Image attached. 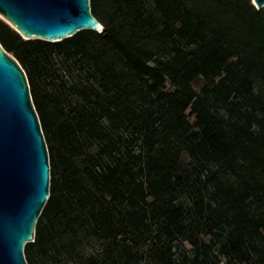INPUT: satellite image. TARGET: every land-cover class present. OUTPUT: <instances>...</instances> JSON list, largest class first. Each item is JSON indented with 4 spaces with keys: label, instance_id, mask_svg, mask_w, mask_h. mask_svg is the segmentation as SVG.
Instances as JSON below:
<instances>
[{
    "label": "trees",
    "instance_id": "obj_1",
    "mask_svg": "<svg viewBox=\"0 0 264 264\" xmlns=\"http://www.w3.org/2000/svg\"><path fill=\"white\" fill-rule=\"evenodd\" d=\"M88 4L101 34L0 19L48 156L25 263L264 264V7Z\"/></svg>",
    "mask_w": 264,
    "mask_h": 264
},
{
    "label": "water",
    "instance_id": "obj_2",
    "mask_svg": "<svg viewBox=\"0 0 264 264\" xmlns=\"http://www.w3.org/2000/svg\"><path fill=\"white\" fill-rule=\"evenodd\" d=\"M0 19L25 40L103 32L88 0H0ZM48 189L47 150L24 73L0 46V264H26L23 246L33 241Z\"/></svg>",
    "mask_w": 264,
    "mask_h": 264
},
{
    "label": "rangeland",
    "instance_id": "obj_3",
    "mask_svg": "<svg viewBox=\"0 0 264 264\" xmlns=\"http://www.w3.org/2000/svg\"><path fill=\"white\" fill-rule=\"evenodd\" d=\"M184 121L189 122L190 124H192L194 122V113H193V107H190L186 113H185V117H184Z\"/></svg>",
    "mask_w": 264,
    "mask_h": 264
}]
</instances>
